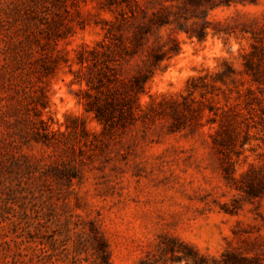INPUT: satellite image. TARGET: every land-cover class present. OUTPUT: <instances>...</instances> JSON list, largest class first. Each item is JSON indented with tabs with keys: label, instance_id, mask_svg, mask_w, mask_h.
I'll return each mask as SVG.
<instances>
[{
	"label": "rangeland",
	"instance_id": "1",
	"mask_svg": "<svg viewBox=\"0 0 264 264\" xmlns=\"http://www.w3.org/2000/svg\"><path fill=\"white\" fill-rule=\"evenodd\" d=\"M185 1L164 4L207 36L176 33L142 118L103 130L72 83L113 19L103 0H0V264H92L98 246L140 264L163 236L209 264H264V0L206 17Z\"/></svg>",
	"mask_w": 264,
	"mask_h": 264
},
{
	"label": "trees",
	"instance_id": "2",
	"mask_svg": "<svg viewBox=\"0 0 264 264\" xmlns=\"http://www.w3.org/2000/svg\"><path fill=\"white\" fill-rule=\"evenodd\" d=\"M57 1L50 0L55 6ZM83 1V0H81ZM157 2L158 8H148L150 2L139 0H103V7L113 14L112 20L103 21L104 34L93 47H82L76 55L77 71L72 83L85 84L84 111L92 114L103 130L126 128L142 118L139 98L146 92L148 83L180 51L176 33H184L198 41L207 36L209 22L188 23L185 5L171 12L172 5L164 3L173 0H149ZM238 0H186L194 11L206 12L220 4L235 3ZM59 23V21H58ZM167 29L165 38L159 32ZM51 30V28H49ZM69 30L56 35L63 39ZM133 63V64H132ZM199 86L195 80L188 84V96ZM144 115V113H143ZM159 255H147L140 264H209L192 247L172 237L161 238ZM92 264H111L106 246L93 248ZM80 264V263H79Z\"/></svg>",
	"mask_w": 264,
	"mask_h": 264
}]
</instances>
